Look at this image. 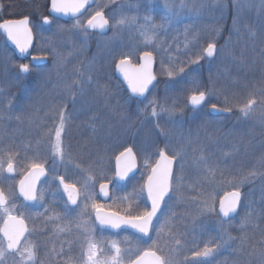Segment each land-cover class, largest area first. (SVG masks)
Listing matches in <instances>:
<instances>
[{"label": "rangeland", "instance_id": "374dc122", "mask_svg": "<svg viewBox=\"0 0 264 264\" xmlns=\"http://www.w3.org/2000/svg\"><path fill=\"white\" fill-rule=\"evenodd\" d=\"M168 3L172 5L171 12L164 0H98L74 21L51 23L47 38L41 34L45 28L36 25L35 51L50 61L48 65L31 67L40 76L37 84L47 86L54 78L52 75H61L62 106L68 103L74 106L69 114L63 111L65 127L70 117L75 116V98L79 102L76 116L94 117L91 120L94 125L85 145L79 148L83 149L81 154L78 149L66 146L65 140L70 141L72 133L64 131L63 144L67 150L63 159L45 155L44 150L34 156L25 140L14 148L15 152L7 148L9 151L0 155V179L3 180L9 156L20 170L29 169L33 163L48 164L51 171L75 181L81 192L82 212L91 208L92 218L91 205L100 200L98 185L114 178L113 161L119 152L133 148L142 164L136 177L140 178L148 174L157 153L164 150L176 156L173 191L153 222L152 238L139 241L131 234L107 236L95 230L91 219L80 217L77 264H83L88 240L101 249V259L113 254L112 242L118 243L122 264H128L146 249H155L170 264H191L193 252L203 250L206 245L214 251L205 264H264V138L257 141V158L252 154L250 161L243 157L248 140L264 133V81H259L258 73L251 72H264V0H168ZM16 4L37 12L44 9V5H24L23 1ZM100 11H105L111 20L110 33L85 31L87 19ZM121 20L124 23L118 24ZM209 43L216 44L215 55L189 63ZM92 46L97 53L89 55ZM145 51L157 58L154 87L144 98L128 92L122 97L123 91L114 81L112 71L126 57L137 64ZM23 61L8 56L3 42L0 43V87L5 88L0 105L13 99L9 108H3L12 111L7 114L8 119L0 120V133L8 138L26 131L29 114L42 118L50 101L38 86H28V76L20 72L19 65L26 64ZM99 65L102 68L97 71ZM179 67L184 68L183 73L178 72ZM169 71L174 75L169 77ZM15 87L21 88L20 93H15ZM198 91L208 94L207 103L235 107L236 114L204 115L207 104L198 110L190 109L189 97ZM249 99L257 103L249 115H244L240 108ZM153 100L155 103L149 104ZM153 107L155 117L151 115ZM32 127L35 142L40 125ZM80 134L85 135L82 131ZM39 141L43 143H38V148L50 144L55 148V140ZM92 147L107 151L103 163L86 162V150ZM18 156L22 157L19 164L15 160ZM248 164L252 165L250 171ZM232 189L242 192L240 211L223 220L218 214L219 200ZM59 192L55 190L54 195L60 197ZM146 197L144 189L137 187L134 180L117 183L105 207L115 208L118 200H127L124 213L137 215L142 208L139 200H147ZM206 204L214 205L215 211L207 210ZM161 225L164 227L157 235Z\"/></svg>", "mask_w": 264, "mask_h": 264}, {"label": "flooded vegetation", "instance_id": "af4514ba", "mask_svg": "<svg viewBox=\"0 0 264 264\" xmlns=\"http://www.w3.org/2000/svg\"><path fill=\"white\" fill-rule=\"evenodd\" d=\"M17 1H22V0H0V24L4 22L5 20H11V19H21L25 16H28L30 18V25L32 26L35 34V44L32 49V54L38 55L39 53H36V49L38 48V34H37V28L36 25L39 24L41 28H45L41 34L47 38V32L48 28L51 26V23H65V22H70L74 21L78 18H73L68 21H63V19L58 18V17H53L50 16L51 18V23H45L43 20V17L49 16L48 9L47 7L44 8L43 11L37 12L36 10L32 9H27L26 6L23 5H18L16 4ZM91 8V7H90ZM89 8V9H90ZM82 17V16H81ZM3 42L4 47H6L8 51V56H12L14 60L18 61H23V63L30 64V69L31 67H41L44 65H48L49 62L44 63V64H33L31 57L22 59L19 57L16 53V51L9 46L7 43V39L5 35L1 32L0 29V43ZM46 43H48V40H46ZM53 66V64L51 65ZM52 69V68H51ZM50 69V70H51ZM53 70V69H52ZM54 71V70H53ZM112 71V69H111ZM115 71V70H114ZM112 71V73L114 72ZM20 72L24 76H28V86H31V88H37V86L40 88V90L44 93V97L49 99L50 101L48 102V110L43 115L42 118L40 117H33L35 113L29 114V119L28 123L26 125V131L23 133H17V136L14 138H8L6 137L3 133H0V138H2V142H0V155L4 154L5 152H8L9 150L7 148H12L11 151L15 152L14 148L19 147L22 142L25 140V146L28 148L32 149L34 152V156H38L36 152L44 150L46 151L45 155H56L55 154V148L53 145H43V147L38 148L40 146L38 143H43L39 141L41 140H46L49 138L50 140H55L53 139L55 137V130L59 125L58 121V115L61 111H67L68 114L72 109L74 108L73 105L69 103V106L63 107V85L61 84L62 82V77L61 75H52V80L51 83L47 86L44 84H37L40 82V76L35 72L37 70L31 69L30 72L24 73L21 69ZM115 74V72H114ZM25 86V87H28ZM24 88V87H23ZM120 88L123 91L122 97L127 96V88L121 83ZM16 92L15 93H20L21 88L15 87ZM5 88L0 87V96L2 95V92H4ZM12 98H14V94H11ZM11 98V97H10ZM13 101V99H10L7 101V103L4 106L0 105V120H5L4 118L8 119V115L12 111H7L3 108H9V103ZM109 101L108 103H110ZM208 98L206 101L197 106V107H189L192 110H198L199 108L203 107L205 104H207V110H203L204 115L216 117L220 116L222 117L223 115L226 116H231L234 113L236 114L235 107L233 108H227L231 109L230 113L227 114H221V115H216L211 112V106L215 103H207ZM107 103V104H108ZM79 105V102L75 98V116H71L69 121L67 122V126L65 127V132L72 133L69 135L70 141H67L66 146H71L73 150L78 149V151L83 153V149H79L82 147L83 142L79 141H86L92 132V125H94V122H91L92 118L94 117H88L86 119H81L78 116H76V109L77 106ZM217 105V104H215ZM104 106V104H103ZM14 110V109H13ZM3 117V118H1ZM108 120V119H107ZM90 122V123H89ZM40 125V130H39V137L35 140L32 138V126ZM11 129H13L11 127ZM80 131H82L81 135ZM62 141L63 143L65 142L64 136L62 134ZM264 138V134H261L255 139V135L252 136L247 142V149L244 157V160H251V154L254 158L256 157L255 151H257V141H261ZM72 141V143H71ZM85 144V143H84ZM76 145V146H75ZM63 149L66 151L67 149L65 148L63 144ZM264 149V148H262ZM240 151V150H239ZM77 151H75L76 153ZM78 152V153H79ZM101 155H105L101 154ZM90 156V150H86V157ZM20 158V159H19ZM159 155L156 159L158 160ZM18 164L22 162L21 156H18L17 159H15ZM19 160V161H18ZM105 159H101L100 163H103ZM156 161L152 164L150 167L148 174L144 177L140 176V178H136L142 169V164L138 156V165H139V170L136 174L133 176L129 177L126 181L120 182V181H114L112 188L115 184H126L130 180H134L135 183L137 184V187L143 188L145 191L146 185H147V179L148 176L151 173V170L153 166L155 165ZM87 162V159H86ZM243 162V161H242ZM13 166L15 171L12 173H9L7 171V167L5 168L2 176L3 180L0 179V190H3L4 194L8 198V204L7 207L11 211L12 215L21 217L25 221V225L28 229L27 232H25L24 237L21 241V249L26 245V244H31V245H38L39 247L36 248L38 251V261H35L34 264H77L75 261V249L78 251V248L80 246L78 245L79 241L77 240V234H78V224L77 221L80 219V217L86 218V219H91L94 222V227L95 230L98 233H103L104 235H111V236H121L123 234H131V236L135 237L136 239H139V241H148L150 238H152V233L153 230L151 229V235L148 238H145L141 236L140 234H137L133 231L122 229L120 231H112L107 228H102L97 225L96 222V212L94 210V214L92 215L91 218V208H88L84 212H82L81 209V200L79 199L78 203L75 205H72L70 201L67 199L61 182L59 180L60 177L64 178V181L68 184H75V181L68 179L63 174L60 173H55L51 171L48 167V164H42L46 168V175L45 177L39 182L38 187H37V200L35 201H26L24 197L20 194L19 192V182L23 179V177L26 175V173L31 169H17V164L15 161H12ZM114 167H115V163ZM8 166V165H7ZM252 165L248 164V170H252ZM250 168V169H249ZM20 170V171H19ZM264 171V169H263ZM75 175H73L72 178H74ZM115 179V175L113 179L109 180H103L101 183L105 181H112ZM100 183V184H101ZM99 184V185H100ZM76 185V184H75ZM98 185V186H99ZM76 187L79 190V193L81 195L79 186L76 185ZM111 188V189H112ZM55 190L60 191L61 193L60 197H56L54 195ZM42 197H41V194ZM98 192V190H97ZM40 195V196H39ZM98 198L100 200H95V202L100 205H103V209L107 211H114L118 212L122 215H130L124 213V209L126 208L127 200H118L116 202L115 208L111 207H105L111 200H102L99 195ZM147 199V197H146ZM140 201V207L141 210H139V213H142L145 209L150 210L151 206L149 204V200H139ZM136 215V214H135ZM7 219V217L3 214H0V228L3 227L4 221ZM157 219V218H156ZM155 219V221H156ZM154 221V222H155ZM0 237H2V233H0ZM76 241V242H75ZM77 243V245H76ZM141 255V254H140ZM138 257V256H137ZM136 257V258H137ZM134 258V259H136ZM133 259V260H134ZM22 258L18 253L16 254H11V253H6L4 259L0 261L1 264H21ZM132 260V261H133ZM78 261V260H77ZM130 263V262H129ZM128 263V264H129Z\"/></svg>", "mask_w": 264, "mask_h": 264}, {"label": "snow or ice", "instance_id": "6c2138e0", "mask_svg": "<svg viewBox=\"0 0 264 264\" xmlns=\"http://www.w3.org/2000/svg\"><path fill=\"white\" fill-rule=\"evenodd\" d=\"M87 0H51V9L53 12L60 13H79L80 10L85 6ZM165 7L171 12L172 5L168 3V0H164ZM99 19V23L97 20ZM134 19V18H133ZM45 23H51L49 17H43ZM109 21L104 18L102 12H96L91 19L87 21V28H101L103 29L108 25ZM124 20L118 21V24H123ZM79 24V21H77ZM85 29V31L87 30ZM0 29H3L7 37L11 39L17 46H19L20 51L24 52L27 50L28 46L32 40V28L30 26L29 17L25 16L20 20H5L0 24ZM217 51V46L215 43H209L206 48L202 49V53L197 56L196 60H191L189 63H198L200 59L206 57H213ZM42 58V57H39ZM35 59V58H34ZM143 63L139 67H133L131 65L130 58L126 57L119 61V69L124 74L131 90L133 93L138 95H144L149 91V85L156 79L152 72V64L154 62L153 53L150 51H145L142 56ZM20 69L24 73L30 72V66L28 64L19 65ZM179 73L184 72L183 67L178 68ZM172 71L168 72V76H173ZM208 98V94L205 91L194 92L190 97V102L192 105H201ZM155 101H150L149 104H154ZM256 100L249 99L240 108V111L244 115H249L256 104ZM212 108L217 109V105L213 104ZM231 111V109H227ZM151 115L155 117L157 115L156 109L153 107L151 110ZM59 125L55 130V154L63 159L64 149L62 134L65 131L66 117L61 111L58 115ZM159 160L156 161L155 167L152 168V175L148 176L146 193L147 198L151 202V210L145 209L142 213L137 215H120L118 212H105L103 211V205L92 203L91 207L96 212V219L101 225L111 226L113 228H120L121 225H128L136 229L138 232L147 235L149 231L153 228V218L156 217L158 210L166 196L173 191L172 185V165L176 161V156H169L167 152L160 150L158 153ZM117 159L118 171L117 176L120 179L127 177L128 173L131 172L135 164V156L132 148H126L123 152L119 154ZM32 171L25 177L24 180L19 182V192L24 197L26 201L37 200L36 193V181L39 179L40 175H43L45 169L42 164L33 163L31 165ZM7 171L12 173L15 171L13 163L11 162V156H9V162L7 166ZM211 174V173H210ZM60 182L63 184L65 190L68 192V200L72 205L77 203L78 190L75 184L64 183V178H59ZM243 182V181H241ZM107 184L100 185V191L107 195ZM241 193L239 190L232 191L228 193L223 200L220 201L219 211L224 217H228L230 213L237 210L240 203ZM8 198L4 194L3 190H0V214L7 217L4 221L3 227L0 228V261H2L6 253L16 254L18 253L22 258L21 264H34L36 261V247L31 244H26L22 249L21 238L24 236L25 232L28 231L25 221L21 217L12 215L11 211L7 207ZM88 205L85 204V208ZM207 210L215 211V207L205 205ZM164 225L157 230V235L162 231ZM155 243V242H154ZM88 247L84 255L83 264H122V250L118 243L112 242L111 250L113 254L111 256H106L103 259L100 258L99 253L101 249L98 248L97 244L92 240L87 241ZM214 249L209 248L207 245L201 251L193 252V260L191 264H205V261L209 256L212 255ZM147 257H151L147 260ZM132 264H170L164 256L158 255L156 251H144L141 256H138Z\"/></svg>", "mask_w": 264, "mask_h": 264}, {"label": "water", "instance_id": "95a60500", "mask_svg": "<svg viewBox=\"0 0 264 264\" xmlns=\"http://www.w3.org/2000/svg\"><path fill=\"white\" fill-rule=\"evenodd\" d=\"M96 1H97V0H87V3H86L85 6L80 10L79 13H71V12H69V13L65 14V13H60V12H53L52 9H51V0H50L49 10H48V11H49V13H50L51 16L58 17V18H61V19H64V20H69V19H71V18L78 17V16L82 15V14H83V13H84V12L90 7V6L94 5V4L96 3ZM102 13H103V15H104V18H107L106 15H105V13H104V12H102ZM93 16H94V15H93ZM91 18H92V17H91ZM91 18H90V19H91ZM21 19H22V18H21ZM49 19H50V18H49ZM107 19H108V18H107ZM11 20H20V19H11ZM29 20H30V19H29ZM108 21H109V20H108ZM99 22H100V21H99V19H98V20H97V23H99ZM2 23H3V22H2ZM2 23H1V24H2ZM85 26H86V28H87V22H86V25H85ZM87 29H88V30H92V31H97V32H100V33L105 34V33H108V32L110 31V29H111V24H110V22H109L108 25H107L106 27H104L103 29H101V28H96V29L87 28ZM1 32L5 35V37H6V39H7V42H8V44H9V46H11V47L16 51V53H17V55H18L19 57H21V58H23V59H26V58H28V57H30V56L32 55V48H33V46H34V42H35V37H34V32H33V30H32V40H31V43H30V45L28 46L27 50L24 51V52H21L19 46H17V45L11 40V39H9V38L7 37V35H6V33L4 32L3 29H1ZM142 56H143V53L140 55V57H139V62H138L137 64H136V63H133V62L130 60V61H131V65H132L133 67H139L140 64L143 63ZM153 56H154V62H153V64H152V72H153V74L155 75L156 79L152 82L151 85H149V91L146 92L144 95H138L137 93H133V92H132V90H131V86L129 85V83H128L127 79L125 78L124 74L120 71V69H119V67H118V65H119V61H120V60L116 63V67H115V74H116V76L122 81V83L127 87V89H128V91L130 92V94H131L132 96H134V97L144 98L145 96H147V95L149 94L151 88L153 87V85H154L155 82L157 81V76H156V72H155V68H156L157 60H156V57H155L154 54H153ZM39 57H42V58H39ZM34 58H35V59H34ZM47 60H48V59H47L46 56H32V62H33V64H40V63L46 62ZM190 104H191V102H190ZM191 106H194V105L191 104ZM196 106H199V105H196ZM196 106H194V107H196ZM211 111H212L213 113H215V114H224V113H229V112H230V111H227V110H225V109H223V108H221V107H218V106H217V109H216V110H214V109L211 107ZM128 148H132V147H128ZM123 151H124V150H123ZM123 151H122V152H123ZM132 151H133L134 156H135V164H136V166H135V168H134L131 172L128 173L127 177L124 178V179H120L119 176H117L118 165H117V159H115V172H116V177H115V178H116V180H118V181H120V182H124V181H126L129 177H131L132 175H134L135 173H137V171H138V169H139L137 155H136L135 151L133 150V148H132ZM119 154H120V153H119ZM119 154L117 155V157L119 156ZM169 156H170V155H169ZM117 157H116V158H117ZM158 160H159V159H158ZM43 167H44V166H43ZM154 167H155V165H154ZM44 169H45L44 174H43V175H40V176H39V179L36 181V193H37V187H38L39 182H40V181L45 177V175H46V168L44 167ZM174 170H175V162H174L173 165H172V173H174ZM31 171H32V168L26 173V175L23 177L22 180H24L25 177H27L28 174H29ZM150 175H152V171H151V174H150ZM64 183H66V182L64 181ZM66 184H68V183H66ZM101 184H107V185H108V188H107V195H104V194L100 191V185H101ZM101 184H100L99 187H98V195H99V197H100L102 200H109L110 197H111V186L113 185V181H107V182H103V183H101ZM61 185H62L63 191H64V193H65V195H66V197H67V199H68V192L65 190V188H64V186H63L62 183H61ZM19 186H20V185H19ZM76 189L78 190L77 187H76ZM145 191H146V188H145ZM232 191H235V189L226 192V193L221 197L220 201L223 200V199L225 198V196H226L228 193H231ZM240 193H241V192H240ZM146 194H147V193H146ZM169 195H170V194H169ZM166 198H167V196L165 197V199H166ZM79 199H80V193H79V190H78L77 203H78ZM165 199H164V200H165ZM241 199H242V193H241L240 202H241ZM148 200H149V199H148ZM32 202H33V201H32ZM77 203H76V204H77ZM149 204H150V206H151V202H150V200H149ZM219 206H220V202H219ZM162 207H163V202H162V204H161V206H160V209H159L158 212H157L156 217L153 218V222H154V220L157 218V216H158L159 212L161 211ZM150 210H151V209H150ZM239 210H240V203H239V206H238V208H237V210H236L235 212L230 213L228 217H224L223 214L219 211V207H218V213H219V215L222 217V219H224V220H228V219L234 217V216L239 212ZM103 211H105V212H114V211H107V210H104V209H103ZM119 214H120V213H119ZM120 215H122V214H120ZM95 217H96V216H95ZM96 222H97V225H98V226H100V227H102V228L110 229V230H112V231H120V230H122V229H126V230L133 231V232H135V233H137V234H140L141 236H143V237H145V238H148V237H150V235H151V230L149 231V233H148L147 235H145V234H143V233L138 232L136 229H134V228H132L131 226H128V225H121L120 228H113V227H111V226L101 225L97 219H96ZM23 237H24V236H23ZM23 237L21 238V241H22ZM147 251H149V250H147ZM151 251H153V250H151ZM142 254H143V253H142ZM142 254H141V255H142ZM157 254H158V253H157ZM141 255H140V256H141ZM158 255H159V254H158ZM146 259H147V260H150L151 257H147ZM132 262H133V261H132ZM132 262L129 263V264H132Z\"/></svg>", "mask_w": 264, "mask_h": 264}, {"label": "trees", "instance_id": "16d2710c", "mask_svg": "<svg viewBox=\"0 0 264 264\" xmlns=\"http://www.w3.org/2000/svg\"><path fill=\"white\" fill-rule=\"evenodd\" d=\"M23 1V4L24 5H35V4H37V5H48V2H49V0H22ZM34 3V4H33ZM92 48V52H90V54L89 55H93V54H95V53H97V52H95L96 51V48H95V46H92L91 47ZM95 50V51H94ZM98 50V49H97ZM102 68V66L101 65H99L98 66V68H97V71L99 70V69H101ZM251 72H256V73H258V76L260 77L259 78V81L260 82H263L264 81V72H258V71H251ZM245 98H241L240 100H244ZM79 142H83L82 143V146H84L85 144V142L86 141H79ZM91 142H93V141H91ZM107 151H105V150H102V149H98V148H91L90 149V156H88V157H86V159H87V162H96V161H98V160H101V159H105L106 158V155H101V154H104V153H106ZM92 156H97L98 157V159H93L92 158ZM104 157V158H103ZM22 158V157H21ZM75 158V157H74ZM20 159V158H19ZM25 161V159L23 160V162ZM100 162L101 161H99L98 163L100 164ZM111 162V161H110Z\"/></svg>", "mask_w": 264, "mask_h": 264}]
</instances>
